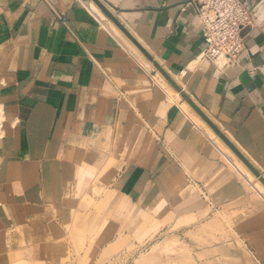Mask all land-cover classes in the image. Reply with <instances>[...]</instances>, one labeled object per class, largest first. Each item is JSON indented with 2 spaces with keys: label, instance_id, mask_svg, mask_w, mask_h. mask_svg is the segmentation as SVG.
<instances>
[{
  "label": "crops",
  "instance_id": "obj_1",
  "mask_svg": "<svg viewBox=\"0 0 264 264\" xmlns=\"http://www.w3.org/2000/svg\"><path fill=\"white\" fill-rule=\"evenodd\" d=\"M102 2L264 177V0L221 69L199 57L195 0ZM105 17L91 0H0V232L99 176V200L230 221L227 256L264 264V199Z\"/></svg>",
  "mask_w": 264,
  "mask_h": 264
},
{
  "label": "rangeland",
  "instance_id": "obj_2",
  "mask_svg": "<svg viewBox=\"0 0 264 264\" xmlns=\"http://www.w3.org/2000/svg\"><path fill=\"white\" fill-rule=\"evenodd\" d=\"M161 83L168 89L162 79ZM184 103L197 125L248 178L250 194L264 199L260 180ZM98 179L88 189L77 191L79 195L66 197L37 223L0 232V264H234L236 259L225 250L230 221L197 222L177 202L166 212L144 203L127 204L111 190L102 189L99 200ZM218 245L224 250L217 249Z\"/></svg>",
  "mask_w": 264,
  "mask_h": 264
},
{
  "label": "built area",
  "instance_id": "obj_3",
  "mask_svg": "<svg viewBox=\"0 0 264 264\" xmlns=\"http://www.w3.org/2000/svg\"><path fill=\"white\" fill-rule=\"evenodd\" d=\"M205 47L199 57L217 68L236 66L245 31L255 22L256 0H195Z\"/></svg>",
  "mask_w": 264,
  "mask_h": 264
},
{
  "label": "water",
  "instance_id": "obj_4",
  "mask_svg": "<svg viewBox=\"0 0 264 264\" xmlns=\"http://www.w3.org/2000/svg\"><path fill=\"white\" fill-rule=\"evenodd\" d=\"M102 13L138 48V50L152 62L153 66L167 80V82L180 94L189 106L201 117V119L213 130V132L234 152V154L246 165V167L260 180L264 185V177L254 167V165L240 152V150L228 139V137L208 118V116L198 107V105L188 96L178 83L154 60L143 45L128 31L120 20L108 9L102 0H91Z\"/></svg>",
  "mask_w": 264,
  "mask_h": 264
},
{
  "label": "bare ground",
  "instance_id": "obj_5",
  "mask_svg": "<svg viewBox=\"0 0 264 264\" xmlns=\"http://www.w3.org/2000/svg\"><path fill=\"white\" fill-rule=\"evenodd\" d=\"M96 6V5H95ZM131 42V41H130ZM132 43V42H131ZM133 44V43H132ZM134 45V44H133ZM135 46V45H134ZM136 47V46H135ZM137 48V47H136ZM138 49V48H137ZM160 73V72H159ZM185 101V100H184ZM186 102V101H185ZM187 103V102H186ZM188 104V103H187ZM189 105V104H188ZM199 116V115H198ZM200 117V116H199ZM201 118V117H200ZM211 129V128H210ZM212 130V129H211ZM213 131V130H212ZM228 147V146H227ZM229 148V147H228Z\"/></svg>",
  "mask_w": 264,
  "mask_h": 264
}]
</instances>
